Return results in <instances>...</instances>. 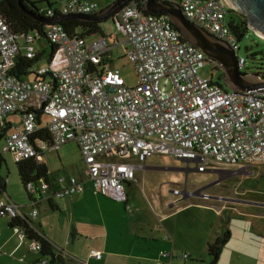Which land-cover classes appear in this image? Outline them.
<instances>
[{
  "label": "built area",
  "instance_id": "2783aa9c",
  "mask_svg": "<svg viewBox=\"0 0 264 264\" xmlns=\"http://www.w3.org/2000/svg\"><path fill=\"white\" fill-rule=\"evenodd\" d=\"M179 4L189 20L236 51L241 72L248 74L242 70L246 58L239 55L241 38L229 24L228 3L180 0ZM101 10L98 2L89 0L41 7L47 17ZM112 19L116 33L130 45L128 54L139 76L136 86L128 85L119 69L105 64L106 55L117 45L109 37L97 35L89 43L58 23L49 24L44 32L21 35L0 13V128L8 126L9 116H20L16 129L5 136L3 151L13 153L17 162L40 160L44 151L76 142L94 192L125 202L127 184L136 181L137 171L153 153L195 161L199 172L207 170L209 159L227 166L264 164V92L233 91L213 77H203L200 69L211 59L183 37L166 13L145 11L134 0ZM42 39L57 47L49 64L32 72L31 64L27 71L34 73L33 79L18 76L13 70L19 55L36 59L35 43ZM164 79L170 82L168 90L162 88ZM45 129L49 139L37 135ZM84 187L71 177L56 195L82 192ZM26 189L34 194L39 188L31 180ZM43 189H48L47 183ZM7 215L24 217L17 204L1 198L0 216ZM13 230L30 249H42L21 225ZM91 254L102 257L95 249ZM180 257L188 259L190 253Z\"/></svg>",
  "mask_w": 264,
  "mask_h": 264
},
{
  "label": "crops",
  "instance_id": "0c3cea01",
  "mask_svg": "<svg viewBox=\"0 0 264 264\" xmlns=\"http://www.w3.org/2000/svg\"><path fill=\"white\" fill-rule=\"evenodd\" d=\"M32 1H38L39 6L42 7H60L69 0ZM89 1L98 2L101 9H105L115 0ZM137 1L142 6L145 4V0ZM165 1L168 3L180 2V0ZM116 35L119 36L117 33ZM38 41L42 43V48L36 47V50L39 54L38 57L42 59L43 54L48 51L49 45L51 50L53 45L47 39ZM112 43L116 44L118 41L115 40ZM22 52L24 53V50ZM19 122L18 114L8 117V126L5 128L2 138L3 145L5 136L15 130ZM46 151L43 152L42 159L39 161L48 167L44 158ZM0 155L2 156V154ZM3 160L2 156L0 158V175L6 177L7 187L5 192H0V199L11 200L14 203L25 202L20 200L22 197L20 193L10 189L8 176L2 174ZM242 168L215 170L214 172H218L221 179H226L243 173ZM139 170L147 172V164H144ZM139 170L137 171L138 180L127 184L129 187L127 202L118 201L107 195L96 194L92 189L91 182L85 176L84 167V171L79 170V176H71L84 183V191L63 196L56 195L58 189L69 185L71 177L62 178L63 181L61 179L58 182L56 178L52 179L48 174L46 179L34 180L39 188L36 193L31 194L24 187L29 204L18 203V206L21 213L30 218L32 226L53 243L57 254L61 255L67 264H189L190 260L197 258L196 255L203 253L209 255V245L225 229H230L231 237L224 245L221 254L229 253L233 256L235 258L233 264H258L264 259V211L257 210L258 208L264 209V204L258 203L257 200H232L223 194L215 196L206 191L208 196L191 195L194 198L186 202L182 199L175 200L169 204V207L164 208L163 212L155 214L152 220L141 215L129 216L127 209L131 204L130 197L132 195L133 198L135 197V185H140L139 178L144 181ZM249 177L250 175L246 176V178ZM45 183L48 184L46 191L43 189ZM143 194L147 197L144 191ZM204 199H208V201ZM119 202L122 203L123 211H121ZM181 203L183 204L179 205ZM25 207H31L30 213L24 209ZM34 209L37 210V215H33ZM188 210H209L214 214V218L206 221L194 216L179 215ZM226 210L247 217L238 219L230 216L226 219L222 216V211ZM120 212L126 224L119 222ZM0 218H8L7 222L0 221V249L2 251L0 264H8V260L18 262V264H51V256L43 257L40 250L30 249L26 242L19 240L11 226V217L7 215L0 216ZM250 229H256V231ZM117 231L119 235H116ZM92 249L101 251L102 257L93 256ZM165 251H171L173 255L165 256L163 254ZM185 252L190 253L188 259L180 257ZM44 260L49 262L46 263Z\"/></svg>",
  "mask_w": 264,
  "mask_h": 264
},
{
  "label": "rangeland",
  "instance_id": "374dc122",
  "mask_svg": "<svg viewBox=\"0 0 264 264\" xmlns=\"http://www.w3.org/2000/svg\"><path fill=\"white\" fill-rule=\"evenodd\" d=\"M239 12V11H238ZM103 28L107 34H109V41L114 42L119 41L112 49L110 55V60L107 65L110 68H117L120 70L122 76L124 77L126 83L130 86H136L138 84L139 76L137 67L131 60L128 51L130 48L129 43L123 35H116V28L112 18L103 22ZM98 38L97 35H92L87 38L88 42L91 43ZM42 43L36 42V47H41ZM45 45V43H43ZM240 50L239 55L246 58V65L244 67L245 72L256 73L261 70L264 72V37L260 36L255 30L248 29L246 34L240 40ZM51 52V46L46 53L43 54V58L35 62L30 71L36 70L40 66H45L49 64V54ZM217 66V67H216ZM200 74L203 77H213L217 81L222 74H224L223 69L216 61L209 60L203 68L200 69ZM27 79H33L34 73H29L26 75ZM163 89H170L171 85L169 80L164 79L162 81ZM46 119V117L44 118ZM1 130V128H0ZM0 154L3 156L1 172L3 175L8 176V184L13 192H18L22 195L20 200L25 202L17 201L19 204L23 205L29 204V199L22 185L19 174L16 156L11 152L3 151V141L0 139ZM45 162L49 168V176L52 179H57L58 182L62 178L79 176V170L84 171V158L83 154L76 142H69L58 149H51L45 152ZM145 164H147V172L141 171L140 176L144 178V181L139 178L140 185L136 184L134 188V198H131V204L129 209H127L128 215H141L149 220H152L155 214H160L164 211L163 209L169 207L170 203H173L177 199H182L184 194L175 192L176 189L183 191L186 188L191 191L194 188H202L209 185L206 190L211 195H221L223 194L227 198L232 200H257L258 203L264 204V164L255 163L250 167H243V173L235 174L232 177L226 179H221V176L216 171L233 170L241 168L242 166H227L216 162L213 159H209L206 162L207 171L202 173L197 170L185 171L186 167L196 168L197 162L190 161L187 163L180 158L172 154L167 153H153L150 155ZM249 178H246V176ZM137 177H139L137 175ZM138 178H136V181ZM137 183V182H136ZM127 190L129 192V187L127 185ZM144 193L147 195L145 197ZM146 198V200H145ZM194 197H188L182 201L186 202ZM208 201V199H204ZM16 203V202H15ZM16 203L17 205H19ZM121 211L122 203L119 202ZM183 203L179 204L182 205ZM26 211H31V207H25ZM258 211H264L262 208H258ZM121 212L119 214V222L121 224H126L125 219L121 217ZM244 214V213H243ZM183 217L194 216L197 219H205L210 221L214 218V214L207 210H188L182 212ZM222 216L228 219L230 216L234 218L242 219L247 217L237 212H231L230 210L222 211ZM8 218H0V221L7 222ZM251 231H256V229H250ZM119 235V232H116ZM196 259L190 260L189 264H211V257L208 253H203L202 255H196ZM264 257V256H263ZM239 258V257H237ZM235 258L229 253L221 254L218 264H233ZM8 264H18L15 261L8 260ZM255 261V260H253ZM258 264H264V259Z\"/></svg>",
  "mask_w": 264,
  "mask_h": 264
},
{
  "label": "trees",
  "instance_id": "16d2710c",
  "mask_svg": "<svg viewBox=\"0 0 264 264\" xmlns=\"http://www.w3.org/2000/svg\"><path fill=\"white\" fill-rule=\"evenodd\" d=\"M22 3L23 6L20 5L19 0H0V13L7 19V22L10 27L21 35H25L26 33L34 30L38 32H44L45 28L49 24H44L42 21H40L38 16L47 17V11H41L42 6H39L38 1L22 0ZM49 5L52 4L49 3ZM59 16L63 15L57 12L54 17L47 18H56ZM228 18L231 28L238 33L240 38H243L249 29L246 15L230 8ZM103 22L104 21L102 20H83L77 18H70L57 23L62 25L65 30L71 35H78L83 38H88L92 35H102L109 37V35L105 32L103 28ZM174 26L179 30L176 25ZM52 45L53 49L49 54L50 57H53L57 49L54 44ZM39 59L40 57L30 60L27 59L24 55H19L17 66L15 67L13 72L16 73L18 76H25L26 74H28L27 69L29 68V66ZM108 61L109 54H107L106 58L104 59L105 64ZM93 68L96 70L98 67L95 66ZM216 82L227 87L223 82V74ZM4 132L5 129H1L0 139L4 137ZM37 135L40 138H50V134L46 129L39 131ZM1 157L2 156L0 155V158ZM17 166L20 180L25 188L29 181L37 180L39 178L46 179L49 174V170L46 164L41 163L35 158L17 162ZM6 187L7 179L6 177L0 175V192H5ZM16 224L21 225L26 230L27 236L30 240H36L42 244V249L40 250L42 256H51V264H67L66 260L61 255L57 254L53 243L32 226L31 220L28 216L24 215V217L18 216L12 218L11 226L13 227ZM230 237V229H225L216 238V240L209 245L208 252L211 257V264H218L222 249L224 245L229 241Z\"/></svg>",
  "mask_w": 264,
  "mask_h": 264
},
{
  "label": "water",
  "instance_id": "95a60500",
  "mask_svg": "<svg viewBox=\"0 0 264 264\" xmlns=\"http://www.w3.org/2000/svg\"><path fill=\"white\" fill-rule=\"evenodd\" d=\"M134 0H115L108 7L96 14H68L56 18L38 16L44 24L57 23L62 20L77 18L83 20L106 21L116 14L124 5ZM230 8L247 16L249 28L264 37V0H225ZM23 6L22 0H19ZM143 9L152 13H166L171 17L184 38L201 48L211 60L217 61L224 71L223 82L233 91L257 90L264 92V77L259 74L241 72L237 53L227 43L208 33L203 28L189 20L183 13L179 3H168L165 0H145ZM189 163V160L182 159ZM185 171L197 170L186 167ZM209 185L204 186L205 190ZM182 200L194 195L187 187L182 191ZM208 196V195H204Z\"/></svg>",
  "mask_w": 264,
  "mask_h": 264
},
{
  "label": "flooded vegetation",
  "instance_id": "af4514ba",
  "mask_svg": "<svg viewBox=\"0 0 264 264\" xmlns=\"http://www.w3.org/2000/svg\"><path fill=\"white\" fill-rule=\"evenodd\" d=\"M245 15V14H244ZM246 18H247V16H246ZM247 21H248V19H247ZM249 26V25H248ZM250 29V28H249ZM254 74H259V75H261V76H263L264 77V72L263 71H261V70H259V71H257L256 73H254ZM260 164H262V163H260ZM186 187H187V185H186ZM206 190L207 189H203V187L202 188H194V189H192L191 191H192V193L195 195V196H198V195H205L206 193Z\"/></svg>",
  "mask_w": 264,
  "mask_h": 264
}]
</instances>
